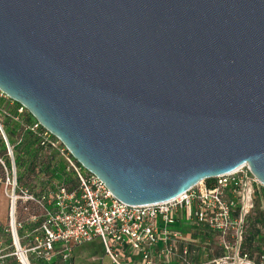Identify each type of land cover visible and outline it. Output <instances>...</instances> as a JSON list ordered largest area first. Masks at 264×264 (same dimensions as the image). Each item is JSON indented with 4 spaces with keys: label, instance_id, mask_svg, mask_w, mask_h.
<instances>
[{
    "label": "water",
    "instance_id": "95a60500",
    "mask_svg": "<svg viewBox=\"0 0 264 264\" xmlns=\"http://www.w3.org/2000/svg\"><path fill=\"white\" fill-rule=\"evenodd\" d=\"M0 91L125 205L264 188V0H0Z\"/></svg>",
    "mask_w": 264,
    "mask_h": 264
},
{
    "label": "built area",
    "instance_id": "2783aa9c",
    "mask_svg": "<svg viewBox=\"0 0 264 264\" xmlns=\"http://www.w3.org/2000/svg\"><path fill=\"white\" fill-rule=\"evenodd\" d=\"M29 113L0 91V198L7 203V223L0 222L8 248L19 264H30L28 254L51 262L54 247L60 244L66 259L72 246L99 239L112 264H122L120 256L127 249L144 264H264V225L246 247L251 216L257 209L263 212L264 188L241 167L232 173L212 179L207 186L201 182L173 200L146 206H128L118 201L94 175L85 171L67 149L36 121L27 122ZM19 125L14 138L4 131L3 120ZM29 134L38 142L47 158L55 156L63 164L73 183L45 182L46 190L35 195L17 178L16 149ZM257 201V202H256ZM43 209L39 227L20 236L18 211ZM30 215L28 221H35ZM189 224L200 232L203 261L190 259L186 239L177 227ZM263 225V226H262ZM34 234L32 245L21 240ZM211 246V249H205ZM216 251H219L218 254ZM2 252V250H1ZM194 253V252H193ZM210 254L212 257H210ZM210 257V258H209ZM3 256L0 253V261Z\"/></svg>",
    "mask_w": 264,
    "mask_h": 264
},
{
    "label": "trees",
    "instance_id": "16d2710c",
    "mask_svg": "<svg viewBox=\"0 0 264 264\" xmlns=\"http://www.w3.org/2000/svg\"><path fill=\"white\" fill-rule=\"evenodd\" d=\"M28 116V123L35 121L30 114ZM3 127L4 131L11 138H14L19 130L18 124L13 123L6 118L3 120ZM15 165L17 169V178L21 181H23L26 175H31L33 178H35V180L40 179L41 181H47V183L52 181L66 183L67 185L73 183L72 175L65 173L63 164L57 160L54 155H52L50 158H47L43 150L39 147L38 142L34 140L29 134L25 135L24 144L16 149ZM205 182L207 186L212 184V180H206ZM45 190L46 188L44 185L36 194L41 195ZM260 224L264 225L262 211L260 212L259 216L254 218L249 224V230L246 237V247H249L251 241L259 235L261 226ZM36 261L38 262H34L33 264H45L41 260Z\"/></svg>",
    "mask_w": 264,
    "mask_h": 264
},
{
    "label": "crops",
    "instance_id": "0c3cea01",
    "mask_svg": "<svg viewBox=\"0 0 264 264\" xmlns=\"http://www.w3.org/2000/svg\"><path fill=\"white\" fill-rule=\"evenodd\" d=\"M27 116L26 120H28ZM6 203L3 198H0V203ZM3 224V223H2ZM5 225V224H3ZM1 229V228H0ZM177 230L182 234V238L186 241H182L179 245L180 248L187 246L190 250V259L195 263H200L203 261L204 255L202 254L203 242L200 241V232L194 230L189 224L182 223L177 227ZM20 236H22L20 234ZM94 241V240H93ZM9 240L7 237L0 234V253L3 258L0 264H19L17 259L12 255L11 249L8 248ZM211 246L205 249H211ZM63 247L60 244H56L54 247V258L51 262H44L45 264H112L111 260L105 256L104 248L98 244H83L79 246H72L71 252L66 259L63 258ZM103 249V250H102ZM2 250V252H1ZM194 252V253H193ZM219 255L220 252L216 251ZM33 256V255H30ZM28 255V260L30 264H33L36 260L35 257L30 258ZM210 257L211 254H210ZM209 257V258H210ZM122 264H144L141 259L134 255L131 251L125 249L122 251L120 256ZM171 264H177V261L173 260Z\"/></svg>",
    "mask_w": 264,
    "mask_h": 264
},
{
    "label": "rangeland",
    "instance_id": "374dc122",
    "mask_svg": "<svg viewBox=\"0 0 264 264\" xmlns=\"http://www.w3.org/2000/svg\"><path fill=\"white\" fill-rule=\"evenodd\" d=\"M22 183L26 187H28L30 189V191H33V193L35 195H37L36 193H38L39 189L42 188V186L45 185L44 181H41L40 179H36L35 180V178H33L31 175L30 176L26 175L24 177ZM4 201H6V200L4 199ZM256 208L257 209L254 211V214H252V216H251V221L254 218H257L259 216L260 212H261V210L259 209L258 202H257ZM30 215H35L36 216V220L35 221H28V218H29ZM42 218H43V209H41V208H34L33 207V208H31L29 210L28 213H26V212H24L22 210H19L18 211V215H17V219H18V222H20V224L22 226L20 234L21 235H25L26 233H30L31 231H33L36 228H38L40 222L42 221ZM0 222L3 223V224L7 223V203H3V202L0 203ZM0 234L2 235V230L1 229H0ZM34 234L37 235V233H33L31 235V237L25 238L24 240H21L20 241L21 245L22 246H27L28 244L32 245V242H33L32 238H33ZM93 243L98 244L99 246H102L101 241L99 239H94V241H92L90 243H87V244H93ZM102 248H103V246H102ZM33 257L34 256H30V258H32V259H33ZM35 262H38V261H35Z\"/></svg>",
    "mask_w": 264,
    "mask_h": 264
},
{
    "label": "bare ground",
    "instance_id": "6f19581e",
    "mask_svg": "<svg viewBox=\"0 0 264 264\" xmlns=\"http://www.w3.org/2000/svg\"><path fill=\"white\" fill-rule=\"evenodd\" d=\"M22 261H23L25 264H27L26 261H25V258H24V257H22Z\"/></svg>",
    "mask_w": 264,
    "mask_h": 264
}]
</instances>
